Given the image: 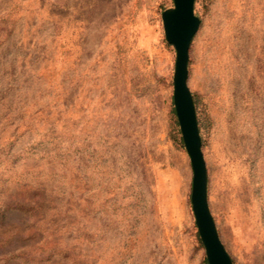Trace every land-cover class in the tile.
<instances>
[{
  "label": "rangeland",
  "instance_id": "374dc122",
  "mask_svg": "<svg viewBox=\"0 0 264 264\" xmlns=\"http://www.w3.org/2000/svg\"><path fill=\"white\" fill-rule=\"evenodd\" d=\"M172 4L0 0V264H205L172 113ZM193 11L207 205L232 263L264 264V0Z\"/></svg>",
  "mask_w": 264,
  "mask_h": 264
},
{
  "label": "water",
  "instance_id": "95a60500",
  "mask_svg": "<svg viewBox=\"0 0 264 264\" xmlns=\"http://www.w3.org/2000/svg\"><path fill=\"white\" fill-rule=\"evenodd\" d=\"M161 12L167 43L175 50L172 101L182 142L192 168L191 209L207 264H233L221 243L206 199V168L191 92L187 86L188 49L199 19L194 15V0H172Z\"/></svg>",
  "mask_w": 264,
  "mask_h": 264
},
{
  "label": "trees",
  "instance_id": "16d2710c",
  "mask_svg": "<svg viewBox=\"0 0 264 264\" xmlns=\"http://www.w3.org/2000/svg\"><path fill=\"white\" fill-rule=\"evenodd\" d=\"M172 113L175 114V111H174V108L172 107ZM175 125H177V121H175ZM179 132V131H177ZM178 141L180 143V145L182 144V140H181V137H178ZM205 264H207V261L205 260Z\"/></svg>",
  "mask_w": 264,
  "mask_h": 264
}]
</instances>
